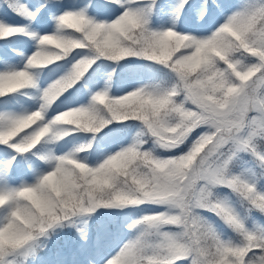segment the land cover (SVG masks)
<instances>
[{
  "label": "snow or ice",
  "instance_id": "snow-or-ice-1",
  "mask_svg": "<svg viewBox=\"0 0 264 264\" xmlns=\"http://www.w3.org/2000/svg\"><path fill=\"white\" fill-rule=\"evenodd\" d=\"M188 2L189 0H181L178 4L174 21L179 20ZM109 3L125 8L111 23L93 19L89 14V9L93 7L91 3L79 10L63 11L58 16L54 14L56 32L43 36L30 34L31 39H37L38 50L27 59L22 69L8 65L9 61L16 59L11 51L0 55V63L6 68L0 72V103L9 104L11 102L3 98L36 87L33 70L67 60L76 50H87L92 53L93 46L86 38V34L74 32L75 26L67 27L62 23L63 18L69 15L84 18L92 25L104 22L103 27L119 31L122 44H131L132 47L122 48L114 59L119 60L126 56L158 64L169 70L172 83L168 86L148 83L128 92L125 95L130 93L135 95L137 102L129 105L123 112L112 114L109 111L111 105L103 109L106 118L100 119L101 127L109 121L111 124L135 121L142 124L143 130L134 143L115 154L108 155L96 166H90L86 157L74 158V153L71 152L67 155L48 153L39 156L37 160H33L31 156L36 155L34 150L38 151V146L46 137L51 138L50 142L65 140L56 131L58 127L71 128L69 136L81 132L73 126L60 125L57 117L61 113L51 119L48 118V113L65 93L75 88L87 76L94 65L93 60L105 58L106 54L103 51L97 50L94 55L76 60L66 75L42 90L40 107L36 111L24 115L0 116V145L4 146L3 150H0V185H11L16 179L23 181L29 172L36 177V182L32 185L25 182L19 189L0 192V201L4 202L0 205V210L12 206L8 221L0 226V232L13 228L22 204H27L23 196L28 191L37 194L47 193L53 213L48 223L41 221L40 237L16 229L13 241L0 244V264H10L8 257L18 253L30 255L32 264H38L42 260L38 251L47 247L48 242L58 236V229L71 223L67 216L63 221L55 217V212L62 211L63 205L59 194L47 187L45 181L47 176L57 173L62 177L67 176L73 184L77 181L87 183L96 174L111 170L113 183L132 179L143 182L144 177L136 171V165L140 161H143L153 173L156 195L151 204L161 205L160 202L166 199L179 200L195 187L197 211L214 212L240 232L246 243L244 246L226 245L209 228V236L215 241V245L213 249H207L199 237H189L191 243L184 244L176 241L173 234L164 232L162 238L168 245L165 257L161 258L158 254L147 252L142 240L137 238L125 244L114 258L107 261V264H181L184 260H190L191 264H233V261H236V264H247L246 258L250 254L259 255L260 264H264V236H254L244 231V225L232 210L214 198L215 188L227 187L246 200L254 210L264 214V196L257 195L254 186L231 175L232 168L239 164L242 167L259 168L257 178L264 179V31L243 24V21H247L248 25H251L252 22L264 17V4L245 5L241 11L229 16L225 23L208 37L200 38L181 33L190 37V43L173 55V46L165 41V37L169 30L174 28L153 31L150 27L152 15L160 9L159 0H127V4L123 0H109ZM205 4L207 6V0ZM5 5L17 15L33 22L40 15V11L32 12L26 5L19 4L18 0H5ZM48 5H52L55 11H61L64 0H48L45 7ZM206 15L207 11L203 10L201 19ZM242 28L244 32L241 39L230 34L236 32L239 35ZM66 33H72L70 38L78 41L81 46L67 53L59 52L58 58L46 66H36L37 53L45 50V44L53 42L45 38L60 37ZM0 34H6V38L0 40L28 35L24 28L8 26L2 21ZM88 65L92 66L87 68ZM20 73L28 74L34 86L28 88L15 86L13 81ZM107 97L106 88L92 97L89 106L73 109H79L96 119L98 101ZM45 129L47 132L41 138V133ZM197 129L203 131L192 141L189 150L178 156L166 159L152 158L145 148L140 147L147 137L158 141L165 151H175L185 145ZM238 129L243 131L237 134ZM69 143L59 145L58 150H63ZM92 148L93 146L89 153ZM201 149L203 151H200ZM241 152L250 153L253 160L244 161L239 155ZM41 160L54 162V167L47 174L41 175L43 167L39 163ZM21 161L27 165L26 168L20 167ZM65 164H70L71 167L66 168ZM81 164L88 169L87 173H79L76 166ZM27 215L35 220L31 212ZM167 217V212L147 215L129 227L135 230L143 225L148 229H159L160 222ZM168 227L174 225L169 222ZM81 238H87L83 232Z\"/></svg>",
  "mask_w": 264,
  "mask_h": 264
},
{
  "label": "clouds",
  "instance_id": "clouds-1",
  "mask_svg": "<svg viewBox=\"0 0 264 264\" xmlns=\"http://www.w3.org/2000/svg\"><path fill=\"white\" fill-rule=\"evenodd\" d=\"M93 19H95L93 17ZM62 23L67 27H74V32H84L86 38L93 46L92 55L97 50L103 51L106 55L104 60L110 61L114 64H119L121 61L128 59L129 57L122 56L119 60L114 57L122 51L124 47H132L131 44H122L120 39V32L111 28L103 27V23L99 25H92L88 20L76 17L65 16ZM245 26L252 27L255 30L264 31V17L254 21L251 25H248L247 21H243ZM244 29L240 30V34L231 32L230 34L236 36L237 39H241ZM72 33L62 34L60 37H47L46 40L53 41L50 44H45V50L37 53L35 57V65L38 67L46 66L58 58L59 52L67 53L70 50H74L81 45L78 41L71 39ZM6 38V34H0V39ZM165 41L173 46V55H176L183 47L190 43V37L181 35L180 32L175 29L169 30L168 35L165 37ZM44 44V41L41 42ZM97 60H93L95 64ZM92 65H88L90 68ZM87 68L85 70H87ZM115 69L110 72L108 80V97L98 101V118L94 119L90 115L82 113L79 109H69L66 112L60 114L57 117L60 125H70L75 129H78L82 133L92 134L93 139L87 144L81 145L71 153H74V158L82 159L83 153H88L94 144L95 137L104 130V128L110 126L111 121L100 126V119L106 118V114L103 109L111 105L109 111L112 114L123 112L129 105L137 102V97L133 94H128L121 97H113L111 95L112 78L115 76ZM15 86L28 88L33 87V83L26 73H20V75L13 81ZM62 137L65 139L71 135V128L58 127L56 129ZM243 131L238 129L237 134ZM47 129L41 133V138L45 135ZM151 140L156 147L165 150L163 146L156 140L148 138L141 145V149H144L145 144ZM148 155L152 158H158L153 150H146ZM200 151H203L201 149ZM66 168H70V164H65ZM79 173H87L88 169L84 165H77ZM136 171L144 177L143 182L137 179L132 180H120L117 183H113L111 180V170L104 171L103 174H96L89 182L84 183L77 181L73 184L67 176H59L57 173H52L45 178L47 187L51 188L53 192L59 194L62 201L63 210L56 211L55 217L63 221L65 216L68 217L70 224L65 227H70L76 220L87 218L90 219L101 209H119L123 211L129 207H137L150 203L156 195L155 181L152 179V170L146 167L143 161L138 162L136 165ZM78 173V174H79ZM197 190L194 187L192 191L185 193L179 200L166 199L161 201V205L167 208L168 217L166 220L160 222L159 229H148L143 225L138 228H142L143 231L139 238L142 240L147 252L158 254L161 258L167 255V242L161 238L158 241H154L152 237L160 236L162 230L168 227V223L174 225L175 228L180 229L179 232L173 234L176 241L184 244H190L191 239L199 237L202 244L207 249H213L215 241L209 236V227L202 221V218L198 215L197 204L195 203ZM23 200L27 202L26 205L22 204L20 212L15 217V224L12 229L0 232V244L11 242L14 239V231L16 229L22 230L26 233H31L34 237H40L41 221L48 223L53 216L51 204L47 198V193L37 194L28 191L24 194ZM4 202L0 201V205ZM31 212L35 217L28 216L27 213ZM244 242H246L244 240ZM236 264V261H233Z\"/></svg>",
  "mask_w": 264,
  "mask_h": 264
},
{
  "label": "trees",
  "instance_id": "trees-1",
  "mask_svg": "<svg viewBox=\"0 0 264 264\" xmlns=\"http://www.w3.org/2000/svg\"><path fill=\"white\" fill-rule=\"evenodd\" d=\"M46 2L48 0H45ZM168 0H159L160 7L166 3ZM229 4L232 5V3H238V4H247V5H258V4H264V0H226ZM64 2L74 5L76 10H79L80 8L84 7L87 4H93V7L89 9V13L93 12H101V11H109L111 10L114 5L109 3V0H64ZM2 4L3 0H0V10H2ZM210 4V3H209ZM137 7H142L141 5H138ZM159 11L157 10L152 15V22L156 23L157 21V13ZM186 12L188 10L186 9ZM212 14V13H211ZM46 13H43V16H45ZM186 13L184 14V16ZM207 17H211L208 15ZM19 40L16 37H10L7 40H0V43H5L6 47L9 48H18L20 47ZM92 54L88 51V53L85 56H91ZM137 59V58H136ZM67 60H60L57 61L50 66L53 65H63L65 64ZM71 69V68H70ZM115 69V76L112 78V83H114V88L118 89L120 86L121 81H123L125 78H128V76H134V77H140L144 84L152 83V84H161L164 86H168L172 83V76L171 73L167 68H163L162 66L149 62L145 59H138L135 60L133 58L126 59L124 61H121L118 65L114 64L110 61L101 59L98 60L91 68L87 76L75 86V88L71 89L73 90L72 93L67 94L65 93L62 97H73V94L75 97H79L81 95H85L88 89L95 86L97 82L101 81H107L109 80V73L112 72V70ZM68 72L64 73L66 75ZM62 75V76H64ZM25 91V90H23ZM68 95V96H67ZM5 100L10 101L9 104H3L0 103V111L3 109H7V107H11L15 104H21V96L19 94H14L12 96L3 98ZM60 101L62 99H59ZM59 101V102H60ZM142 125L139 122L130 121L125 124H111L108 128H105L98 136L95 137V141L93 144V148L91 151L92 156L99 155L100 152L103 149H109L111 146H121L123 145L128 136L127 133L130 131L131 127L134 125ZM143 127V126H142ZM196 134V132L194 133ZM196 138V135H195ZM93 139L92 134H86L82 132H75L73 136H69L65 138V140L61 141H55V144L57 145H63L66 142H70L69 144L76 145L77 147L79 145L87 144L89 141ZM145 139H148L145 137ZM192 144V138L181 148L176 149L173 153L174 156H178L183 154L184 148L187 146H191ZM155 144L149 140L147 144H145L144 148L145 150H153L156 152L155 154H158L157 151L154 149ZM4 146L0 145V150H3ZM65 149V148H64ZM37 157L40 156V152L36 151ZM166 155V152L160 153V155ZM172 155V156H173ZM240 157L244 161H251L253 160V157L250 153H240ZM35 156H31L32 159L35 158ZM171 156V157H172ZM26 164L21 161L20 167H25ZM252 167V166H251ZM253 168L254 176L257 180L256 186L259 188H264V179L257 178L256 173L260 171L259 168ZM247 168L240 166L239 164H236L231 171V175L235 176H243V174H246ZM232 190H229L226 187H217L214 189V198H221L222 201H228L234 211L241 217L242 220H244L247 224L252 223L253 217H258L261 221H263L264 224V214L260 213L259 211H256L252 208V206L246 202L241 196H239L235 192H231ZM6 208V207H5ZM1 211V210H0ZM10 213L12 210H9ZM166 211L165 206L146 203L141 206L137 207H129L124 209L123 211L119 209H101L99 210L94 216H92L90 219L82 218L79 220H76L72 226L70 227H64L61 229H58V236L55 237L52 241L48 242V246L41 248L38 251V255L42 258L41 261L38 262V264H83V259L86 255L91 253H96L98 247H103L104 243L108 244L109 241L112 243H117L115 240L113 242V235H130L129 239L125 242L127 244L130 241H133L141 235L143 229L137 228L135 230L131 229L129 225L137 222L138 220H142L147 215H152L156 213H164ZM1 213V212H0ZM198 215H201V218L204 223H207L210 226L213 227V232L216 236H222L224 234L228 236H232L233 233L231 229L224 223L220 222L218 219L214 217L211 213L205 212L204 210H198ZM8 221V218H6V223ZM215 229H218V231H214ZM262 233H264V228H262ZM81 232H83L86 237L89 236V238L82 239L81 238ZM247 232V231H246ZM248 234H251L250 232H247ZM254 236H259L256 232L253 234ZM154 241H156V236L152 237ZM238 241L241 243L240 246H244L246 242H244V238L241 233L238 234ZM90 244V245H86ZM124 244V245H125ZM123 245V246H124ZM232 246H239L236 245L234 242L231 244ZM123 246L121 248H123ZM108 247V246H107ZM118 249L117 245L112 246L111 248L108 247V249H111L114 252V255H117L118 252L121 250ZM26 251V250H25ZM254 251H258L257 249H254ZM251 254L249 257L246 258L247 264H260L259 261V255H256L255 259H250ZM11 260V264H32L31 256L25 255L24 253H18L12 256L8 257ZM181 264H190L189 261H182Z\"/></svg>",
  "mask_w": 264,
  "mask_h": 264
},
{
  "label": "rangeland",
  "instance_id": "rangeland-1",
  "mask_svg": "<svg viewBox=\"0 0 264 264\" xmlns=\"http://www.w3.org/2000/svg\"><path fill=\"white\" fill-rule=\"evenodd\" d=\"M210 0H207V2ZM125 4H127V0H123ZM181 2V0H168L164 6L159 10L160 13H158V24L151 22V30L153 31H163L167 30L169 28H174L176 31L182 33V34H191L196 37H208L212 33H214L216 30H218L226 21V19L235 14L238 11H241L242 8L247 5H238V4H228L225 0H221L217 5L215 6L216 12L211 14V17H207V15L201 19V13L203 10H208L206 8L205 0H189L188 4L185 5L183 12L181 13L179 20L174 21V15H175V9L178 6V4ZM19 4L26 5L29 10L32 12L40 11V15L36 18L35 22L25 19L24 17L17 15V13L13 10H11L7 5H5V0L2 4V8H4L7 11L6 17H1V12H0V21H2L5 25L8 26H19L22 27L26 30V33L28 35H17L18 37H28L30 38V34L36 33L39 36L47 35V34H54L56 32V23L53 20V15H61L63 11H69V10H75L72 5H69L67 3H64L63 6H61V11H55L54 7L50 10V13L47 15L48 20L47 24H43L42 19L40 18L42 10L45 8V2L42 0H18ZM114 7L109 10V11H101V12H93L92 14L89 13L91 16H93L97 21H107L111 23L114 21L119 15L123 13L125 10L124 7H120L116 4H113ZM138 5H132V7H137ZM189 7V8H188ZM185 9L188 10V12L185 11ZM221 9L223 11H221ZM5 13V12H4ZM186 15L184 16V14ZM40 18V19H39ZM38 41L37 39H31L30 44L27 46L26 44L23 45V51L20 52L18 55V58H16L14 61L15 65H12L10 67H15L18 69H22L25 66V63L27 59L33 55L37 50H38ZM0 52L1 53H6L2 47H0ZM77 53H80L77 55ZM88 53L86 50H79L77 52H74L72 56H70V59L63 64V66L59 67H54L53 69H48V70H33V75L36 79L37 86L33 87V90L31 93L27 94L28 96L26 98H29L25 102H23L22 106H12L11 108L8 109H3L0 111V116H13V115H24L33 111H36L40 107V97H41V92L44 89H47L52 82L56 79H60L62 77L61 70L63 71H69L68 68V62L69 66L74 64L76 60L81 59L83 56H85ZM138 61V59L133 58ZM140 60V59H139ZM6 68L2 66L0 63V72L5 71ZM64 75V74H63ZM144 85L143 82L141 81L140 78L134 77V76H128V78L124 79L123 82V87L122 89L115 94H111L113 97H120L122 95L127 94L130 91L136 90L140 86ZM108 87V80L101 82L100 84L97 85L94 89H92L86 98H81L76 101H70L67 105L63 106L61 103L57 104L55 107H53L49 113H48V118L51 119L58 113H62L66 110L73 109V108H78V107H87L91 104L92 97L100 91H104ZM111 89H112V84H111ZM143 130L142 125H134L131 127L130 131L127 133V140L126 142L121 145V146H111L109 151L107 152L106 150H103L100 155L97 156H92L93 154L91 153H83L82 155L87 158V162L90 164V166H96L97 163H102L104 159L107 158L108 155L115 154V152L121 150L124 147L130 146L132 143L135 142L138 134ZM203 131V129H197L196 134L193 133L192 136V141L196 137L200 135V133ZM50 137H46L41 144L38 146V151L40 152L41 155H46L48 153H52L54 155H63L67 153L68 151H74L78 147L73 144H69L65 149L63 150H58L59 145L55 144L54 142H50ZM187 146L184 148V151L182 153H186L189 148ZM155 151H157L158 154H155L158 158L161 159H166L170 158L174 151H165L162 150L156 146H154ZM37 151V150H36ZM68 152V153H69ZM166 152V155H160V153ZM156 153V152H155ZM242 153V152H241ZM174 156V155H173ZM172 156V157H173ZM43 167H42V172L41 175L47 174L49 170H51L54 167V162L49 163L48 161L41 160L39 162ZM247 174L243 176H237L239 177L243 182L248 183L251 186H254L255 178L253 174V168L251 166H245ZM27 183L29 185H32L36 182V177L31 175V172L27 176L24 177V180L21 181L19 179H16L12 182L11 185H0V192L4 191H11L13 189H19L20 187L23 186L24 183ZM227 188V187H226ZM229 189V188H228ZM230 190V189H229ZM258 191V192H257ZM232 192V191H231ZM256 194L260 196H264V189L262 191H259L256 189ZM217 201L222 203L226 208L232 210V212L237 216L238 220L244 225V231H249V232H256L259 236H264V233L262 232H257L259 229L264 227L263 221H261L258 217H253L252 219V228L250 229L247 225H245L244 221L241 219V217L234 211L232 206L228 201H222L221 198L217 196L215 198ZM247 202V201H246ZM248 203V202H247ZM12 210V206H6V208H3L0 212V226H3L6 223V218H9L10 216V211ZM167 208L166 211L167 212ZM205 212L211 213L214 215L216 219H218L220 222H224L232 231L234 237H238V234L240 232L236 231L232 226H230L224 219H222L220 216L215 214L212 211H206ZM201 217V215H200ZM203 221V220H202ZM208 227L209 225L205 223ZM146 227V226H145ZM213 230V227L210 226ZM257 230V231H256ZM180 229L175 228V227H165L162 230V233L168 232L171 234H175L179 232ZM214 231H218V229H215ZM162 233L160 236H157V241L162 238ZM117 235V234H114ZM113 235V236H114ZM117 242L119 245H122L125 243V241L128 239L127 236L125 237H116ZM222 243L228 245V238L224 236L221 240ZM117 245L116 243H108L107 246L111 248L112 246ZM105 244L103 247L99 248V254L97 256V253H91L88 256V260L86 264H107V261L110 259L114 258L112 255V251L108 249ZM95 256V257H94ZM256 255L250 256V259H255ZM191 264V261L188 260Z\"/></svg>",
  "mask_w": 264,
  "mask_h": 264
}]
</instances>
